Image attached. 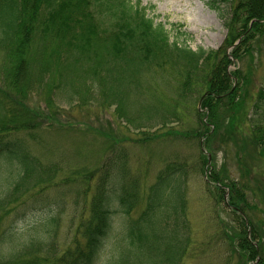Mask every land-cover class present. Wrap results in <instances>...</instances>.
<instances>
[{"label":"trees","instance_id":"16d2710c","mask_svg":"<svg viewBox=\"0 0 264 264\" xmlns=\"http://www.w3.org/2000/svg\"><path fill=\"white\" fill-rule=\"evenodd\" d=\"M133 1L0 0V174L6 181L0 227L11 207L38 187L44 191L55 173L28 146L38 120L49 117L26 105L32 94L51 112L62 96L115 107L118 119L143 130L139 144L172 136L210 149L219 141L224 156L233 153L235 169H215L205 194L214 208L229 211L232 225L212 217L214 234L197 243L189 184L208 164L201 152L198 160L174 154L147 183L148 174L131 171L127 149L119 146L89 176L91 197L64 252L58 255L50 241L57 219L51 216L36 229H47L49 241L37 234L16 252L11 240L18 236L0 228V264H185L193 248L203 257L219 245L226 248L222 264H264V89L254 106L253 96L246 105V86L264 52V0H208L217 10L218 1L227 3L226 39L210 51L171 43L165 25ZM246 58L249 73L230 71ZM192 97L206 113L191 112Z\"/></svg>","mask_w":264,"mask_h":264},{"label":"rangeland","instance_id":"374dc122","mask_svg":"<svg viewBox=\"0 0 264 264\" xmlns=\"http://www.w3.org/2000/svg\"><path fill=\"white\" fill-rule=\"evenodd\" d=\"M141 7L147 9L148 16L154 18L157 23H163L170 33L171 43L177 42L180 46H187L193 50L204 49L217 50L225 41L227 29L222 14H226L227 3L218 1L219 10L213 9L208 0H134ZM182 26V27H180ZM232 48L227 52L231 53ZM259 62H255V78L247 89L250 92L246 99V105L254 97V106L264 89V52ZM257 55V53H256ZM251 58L242 62L236 61L229 67L230 71L242 69L249 73L251 70ZM58 92V91H57ZM170 94L171 91L168 90ZM62 94V93H61ZM60 94V95H61ZM193 98L195 113L198 108L200 113L207 111L200 107L199 99ZM27 106L42 112L49 117L39 119L38 128L33 131L36 139L29 141L31 153L40 159L44 165L55 167L53 179L45 186L38 187L33 192L20 199L17 206L11 207V211L3 220L1 229L9 228L16 236L11 240L13 252L26 247L25 242L36 237L38 228L50 220L51 216L57 217L52 237L47 229H40L37 239L52 241L57 247V254L64 252L74 242L76 232L81 225V217L84 213L91 192L87 194L88 178L95 174L104 160L119 146L125 147L130 158V169L141 176L148 174V182L153 183L164 161L174 154H184L198 160L200 152L208 160L203 169L197 170L189 184V209L193 223L195 238L206 241L216 230L212 217L221 216L228 224L232 217L228 210L216 207L212 199L205 194V185L212 184L209 175L216 170L228 173L234 172L235 159L233 153L228 151L224 156L223 148L219 141L212 143L209 149L205 144L202 151L201 142L192 143L176 141L168 136L164 140L155 139L149 143H136L142 131H136L124 121L117 118L115 107L103 109L94 102L82 104L81 100L68 102L65 96L56 99L53 111H48L46 103L40 95L32 94L25 101ZM48 111V112H47ZM258 116V115H257ZM153 133L156 130H145ZM43 165V166H44ZM74 172H82L75 175ZM3 176L0 174V191L6 188ZM94 184V183H93ZM1 192V193H2ZM37 195V196H36ZM15 207V208H14ZM15 210V211H14ZM215 210V211H214ZM117 219V218H116ZM232 225V223H231ZM190 252L185 264H222L226 248H209V253L203 257H196ZM8 247L5 252L8 253ZM12 251V250H11ZM10 251V252H11ZM110 249L106 250L103 260L110 256Z\"/></svg>","mask_w":264,"mask_h":264}]
</instances>
